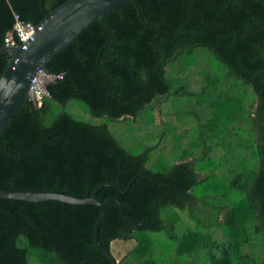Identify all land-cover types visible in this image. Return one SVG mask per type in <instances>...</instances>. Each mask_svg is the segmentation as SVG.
<instances>
[{
  "label": "trees",
  "instance_id": "1",
  "mask_svg": "<svg viewBox=\"0 0 264 264\" xmlns=\"http://www.w3.org/2000/svg\"><path fill=\"white\" fill-rule=\"evenodd\" d=\"M65 1L0 0V48L14 14L38 24ZM102 19L46 63L61 77L46 82L42 104L25 98L1 130L0 189L82 198L113 184L96 191L106 201L98 239L111 256L94 241V205L0 198V264H264V1L132 0ZM200 49L226 71L202 72L208 81L190 97L223 83L244 97L197 104L209 114L197 125V154L149 164L153 146L130 152L107 122L92 121L133 120L187 94L167 68L183 70ZM8 61L0 52V75ZM71 100L91 120L68 112ZM178 211L194 226L179 230ZM115 239L135 240L120 260Z\"/></svg>",
  "mask_w": 264,
  "mask_h": 264
},
{
  "label": "rangeland",
  "instance_id": "2",
  "mask_svg": "<svg viewBox=\"0 0 264 264\" xmlns=\"http://www.w3.org/2000/svg\"><path fill=\"white\" fill-rule=\"evenodd\" d=\"M196 54V62L189 64L188 67L185 66L183 70H180L178 65H172L167 68V73L171 78L179 79L186 84V88L189 89L186 90V93L189 95L183 94L181 97H171L162 102L160 106L157 105L151 112H144L133 120L118 122L103 117L99 119L93 118L92 121L107 122L110 132L130 152H139L142 145L153 146L150 152L149 164L154 162L158 156L163 162L177 160L178 155L185 149L192 150L194 154H197L199 149L196 146L197 125L203 124L206 121L203 119L209 116L208 111L200 113L199 107L202 105L197 106V104L203 101L209 102L215 98H242L244 96L243 90H237L236 92L232 89H226L224 86L229 87V84L223 83L222 87L224 90L219 91L218 94L213 95L211 86H208L210 84H207V89L202 94L198 93L195 97H190L192 95L191 92L196 93L199 88L203 87L202 85H205L206 81L204 79L206 76L202 72H209L213 76L224 75L223 73L226 71L224 66L223 70L217 67L218 60L206 49H200ZM206 80L208 81V78ZM66 110L76 118L91 120L87 107L81 101L71 100L68 102ZM191 110H194L193 112L196 111V113L199 112V116L193 115ZM243 135L246 136L247 132H244ZM219 154L220 151L216 150H212L209 153L210 157L214 159ZM178 213L180 216L179 230L183 229L185 224L194 226L186 212L178 211ZM205 218L206 221L212 222L214 214L208 211L205 214ZM159 236L163 238L165 234L161 233ZM134 244V239H115L110 244L111 254L116 260H120Z\"/></svg>",
  "mask_w": 264,
  "mask_h": 264
},
{
  "label": "water",
  "instance_id": "3",
  "mask_svg": "<svg viewBox=\"0 0 264 264\" xmlns=\"http://www.w3.org/2000/svg\"><path fill=\"white\" fill-rule=\"evenodd\" d=\"M129 1L132 0H66L38 23L40 27L35 28L33 39L26 48L19 45H3L0 48V52H6L9 57L0 75V132L25 100L31 79L37 71L45 72L46 63L85 27L94 21L104 24L102 17L106 13ZM107 185L114 186L102 184L90 196L82 198L58 192H24L4 189H0V198L25 202L53 200L73 205H94L99 210L93 231L94 241L102 254L111 256L98 239V229L106 201L99 202L96 199V191Z\"/></svg>",
  "mask_w": 264,
  "mask_h": 264
},
{
  "label": "built area",
  "instance_id": "4",
  "mask_svg": "<svg viewBox=\"0 0 264 264\" xmlns=\"http://www.w3.org/2000/svg\"><path fill=\"white\" fill-rule=\"evenodd\" d=\"M36 27L39 28L40 26L29 21H24L18 14H14V24L12 29L4 36V45H19L22 48H26L27 44L33 39ZM56 77H61V75H53L38 70L36 75L31 79L26 98L34 107H39L42 104L43 98L48 95L45 87L46 82Z\"/></svg>",
  "mask_w": 264,
  "mask_h": 264
}]
</instances>
